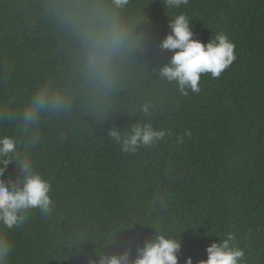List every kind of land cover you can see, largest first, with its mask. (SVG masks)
<instances>
[{"label": "trees", "instance_id": "obj_1", "mask_svg": "<svg viewBox=\"0 0 264 264\" xmlns=\"http://www.w3.org/2000/svg\"><path fill=\"white\" fill-rule=\"evenodd\" d=\"M100 2L111 0H0V135L31 154L55 201L51 214L35 212L14 231L10 264H90L96 251L113 255L129 243L135 256L160 225L185 230L179 264L206 260L226 232L246 264H264V0H189L180 9L128 0L120 15L133 47L111 91L85 77L83 49L64 23L69 7ZM180 13L194 39L207 44L223 33L236 46L232 65L217 79L202 74L201 92L187 97L158 75L172 55L159 44ZM44 82L68 106L25 127L22 109ZM138 122L172 135L124 154L108 133ZM17 176L13 161L4 178Z\"/></svg>", "mask_w": 264, "mask_h": 264}, {"label": "clouds", "instance_id": "obj_2", "mask_svg": "<svg viewBox=\"0 0 264 264\" xmlns=\"http://www.w3.org/2000/svg\"><path fill=\"white\" fill-rule=\"evenodd\" d=\"M189 0H164L167 9H180ZM128 0H111L110 4L90 3L74 5L65 12L64 23L71 26L83 49V72L85 77L98 88L111 91L115 85V68L121 58L133 47L130 23L120 15ZM170 32L160 42L162 51L172 55L161 67L158 75L168 83H174L177 92L187 97L199 94L202 74H211L217 79L236 59L235 44L223 33L216 34L207 44L194 39L192 21L180 13L169 19ZM140 39V37H136ZM68 106L60 89L47 82L40 84L22 109V122L31 127L39 122L44 111L57 112ZM141 111L150 118V105H143ZM3 115V113H0ZM186 135H191L186 132ZM108 135L122 153L135 155L140 149L156 146L171 130H156L151 123L138 122L129 130L121 132L113 128ZM183 137H177V144ZM20 145L11 135H0V264H10L15 246L14 231L21 228L29 218L39 212L41 216L51 214L55 207L52 198L53 186L40 171L27 151L21 152ZM15 161L22 177L4 178L8 166ZM154 235L132 255V246L127 244L113 255L96 251L97 260L90 264H179L182 248L181 229L164 225L153 227ZM217 242L206 248V260L198 264H246L245 249L237 243L232 232L217 237ZM184 264H193L187 257Z\"/></svg>", "mask_w": 264, "mask_h": 264}]
</instances>
